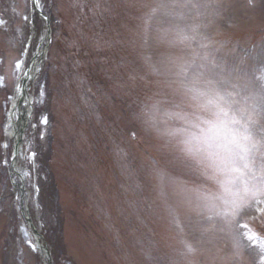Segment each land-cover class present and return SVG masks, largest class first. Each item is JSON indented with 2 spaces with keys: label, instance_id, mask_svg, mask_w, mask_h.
<instances>
[{
  "label": "rangeland",
  "instance_id": "obj_1",
  "mask_svg": "<svg viewBox=\"0 0 264 264\" xmlns=\"http://www.w3.org/2000/svg\"><path fill=\"white\" fill-rule=\"evenodd\" d=\"M0 264H264V0H0Z\"/></svg>",
  "mask_w": 264,
  "mask_h": 264
},
{
  "label": "bare ground",
  "instance_id": "obj_2",
  "mask_svg": "<svg viewBox=\"0 0 264 264\" xmlns=\"http://www.w3.org/2000/svg\"><path fill=\"white\" fill-rule=\"evenodd\" d=\"M35 64L36 61H34L26 71L27 75H25L24 80L27 83L33 78V74L36 70ZM22 81L23 78L17 87V92L8 115L9 136L13 139L18 136L21 125H24L30 116L29 104L31 101L27 94L28 87L27 83L25 86L22 85Z\"/></svg>",
  "mask_w": 264,
  "mask_h": 264
},
{
  "label": "snow or ice",
  "instance_id": "obj_3",
  "mask_svg": "<svg viewBox=\"0 0 264 264\" xmlns=\"http://www.w3.org/2000/svg\"><path fill=\"white\" fill-rule=\"evenodd\" d=\"M17 67L19 68V67H21V66L18 64ZM24 74L27 75V72H25ZM42 94H43V93H42ZM41 123L44 124V125H46V124H47V118H46V117H42V118H41Z\"/></svg>",
  "mask_w": 264,
  "mask_h": 264
}]
</instances>
